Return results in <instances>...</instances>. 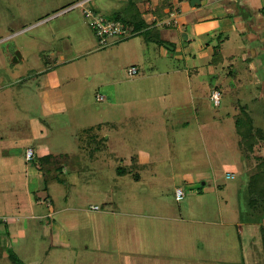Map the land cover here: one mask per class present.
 <instances>
[{
  "label": "rangeland",
  "instance_id": "obj_1",
  "mask_svg": "<svg viewBox=\"0 0 264 264\" xmlns=\"http://www.w3.org/2000/svg\"><path fill=\"white\" fill-rule=\"evenodd\" d=\"M82 1L0 0V215L21 212L20 223L28 228L23 245L7 252L12 263L1 264L36 263L50 245L33 227L46 228L50 219L21 218L31 216L29 195L36 189L55 205L67 194L68 213L53 219L78 248L75 264H243L252 238L239 236L237 227H255L264 213V195L248 190L258 161L248 145L238 144L223 103L215 107L208 100L198 116L191 104L214 85L211 74L223 52L210 48L211 55H196L203 63L197 70V63L184 62V43H171V57H160L167 29L147 21L148 11L139 15L140 0L88 1L86 8L129 30L127 37L102 44L75 7ZM260 59L264 63V55ZM235 61L243 69L249 64ZM130 67L138 71L132 77ZM45 72L56 74L61 94L52 97L54 87L43 89ZM252 81L247 77L244 84L256 98L259 85L249 86ZM49 98H62L64 110L54 113ZM33 118L48 130L41 143L45 156L26 135ZM210 125L222 126L226 135L208 137ZM262 134L260 129L257 136ZM248 137L252 151L254 133ZM27 148L33 162L25 160ZM33 167L40 180L28 176ZM176 188L183 192L179 202ZM94 205L100 211H90ZM7 222L12 228L16 221ZM94 224L104 225L100 234ZM250 251L264 264V250L259 256Z\"/></svg>",
  "mask_w": 264,
  "mask_h": 264
},
{
  "label": "crops",
  "instance_id": "obj_2",
  "mask_svg": "<svg viewBox=\"0 0 264 264\" xmlns=\"http://www.w3.org/2000/svg\"><path fill=\"white\" fill-rule=\"evenodd\" d=\"M161 1L162 0H140L136 8L139 11V15L141 13V17L142 14L146 15L143 11H148L149 13H147V15H150V17H147V21L155 22V25H162V29H167L166 36H163L164 43L159 44L158 53L160 57H171L170 53L167 52L168 50L172 51L175 49L171 43H174V45L176 43H184V62L187 63L192 61L194 65L197 63L194 68L197 70L203 63L199 62L200 58H196V55H211L209 51L210 48H216L218 52H223L221 60L214 65L220 70L214 68L215 72L211 74V78L215 79L214 85L211 84L209 87L211 91L209 90L205 94L201 92L203 95L195 98L196 102H191L194 107V109L192 107V110L197 116L198 113L204 115L203 113H205L207 108V101H213V98H211L212 96H218L219 102L215 104L213 101V106L219 107L223 103L224 107H227L225 112L227 120H232L233 122H235L236 119H244V122H250V120L251 122L254 121L251 127V133H254L253 142L251 141L253 148L252 151L251 148H248V151L255 155L258 164L261 159L264 160V134L259 137L257 136L260 129L264 131V63L260 59V57L264 55V0H202L200 5L196 7H191L189 0H179V2H177V0H168V6L163 11L164 15L158 17L154 12H156ZM135 18H137V16ZM156 33L157 32H155V36H157ZM214 43L220 44L218 46H213ZM191 48L194 54L193 57H191ZM237 57L242 58L243 65L249 62L247 67L244 65L245 68L243 69L242 66L236 64L235 60ZM172 58L178 60L180 57L176 55L175 58L174 56H172ZM212 62L213 61H210L208 64H212ZM222 65L223 67H220ZM217 71H219L218 74ZM137 73L138 71L136 69V74ZM40 75L42 78L41 86H43L44 90L54 87V91H51L52 97L53 94H61L56 90V87H59V79L55 73L50 72L46 74L45 72ZM247 77L251 81L252 78L256 80V82L252 81L248 84L249 86L257 87V85H259V94L256 98L252 95L251 90L246 89L248 86L244 84V79ZM229 81H231V83ZM208 92H210V97L206 98ZM217 92H219L220 95H218ZM225 94H229L233 98H221V96ZM99 99L100 98H97V100ZM47 102L48 105L52 106V111L54 113L63 111L65 108L62 98H49ZM184 105L188 106L189 103H184ZM248 105H252L250 109H247ZM239 106H241L244 112V118L235 115L236 111L238 112L237 108H239ZM228 112L230 113L228 114ZM203 118L202 120L205 121V117ZM213 118L212 116L209 120L214 121ZM89 130L92 129L90 128ZM27 131L26 135H28L33 142L38 143L37 151L41 154L44 152L43 156H45L47 151L42 145L47 141L49 134L44 126V122L41 120L39 122L37 118L31 119ZM245 131L248 132L247 129ZM235 133L239 136L237 131H235ZM225 135L226 132L222 126L219 130L213 125H210L208 128V137L223 138ZM240 141L239 136L237 141L238 144ZM27 150L30 149L27 148L26 151ZM28 176L33 179L36 177L40 180L41 171L33 167L32 171H29ZM51 181L55 180L51 179ZM65 185L67 186V183ZM44 190H46V188H44ZM37 191L36 189L35 194L37 195L34 194L33 197L29 195V214H31V216L21 215V218L33 220H40L43 218L50 219L49 225H47L46 228L42 226L38 227L37 225L33 226L37 232L39 231L44 238H47L46 240L50 245H48L46 251L40 254L36 263L29 260L26 264H75L78 248L71 244L72 237L68 235V231L65 229L66 227L60 224V221H55L53 219L55 216L58 218V215H66V213H68L67 194L64 195V199H60L61 201L63 200L62 205H55L49 195L46 194V199H42L39 197V193H36ZM94 206L90 207V211H100L98 206V210H93L92 207ZM109 208H111V206ZM16 212L19 214V211H15V213ZM108 213L114 214L112 210ZM19 215L14 216L12 214L10 217L0 215L6 217L9 221L10 219L16 221L12 228L7 226L8 222L0 224V227L6 225L5 229L4 227L0 228V250H2L0 264L1 261L12 263L11 260L7 259V252L18 250L21 245H23L21 241L27 237L26 233L28 228L20 223ZM252 226L253 225L250 226L248 224L246 231L237 227L239 236L240 234L244 235L246 232L247 239L250 237L252 238V240H248L246 247L247 260H242L243 264H250L249 261L257 262V264L259 263L250 257V253H253V251L249 252V250L250 248L251 250L252 248L257 249V256H259V252L263 250L262 235H264V213L261 222L255 225V227ZM102 228H104V225L94 224L93 226V230H97L98 234H100ZM257 230L261 233V236L255 237L252 234ZM38 237H40V235ZM82 245L86 250L88 249L87 245ZM150 249L151 248H149V250ZM5 256L6 258L3 259Z\"/></svg>",
  "mask_w": 264,
  "mask_h": 264
},
{
  "label": "built area",
  "instance_id": "obj_3",
  "mask_svg": "<svg viewBox=\"0 0 264 264\" xmlns=\"http://www.w3.org/2000/svg\"><path fill=\"white\" fill-rule=\"evenodd\" d=\"M87 2L88 0L80 2L75 7L82 9V15L88 21L89 28L93 31L100 43L106 45L110 39L114 40L115 38L128 36L129 30L123 23L115 20L105 19L102 15L86 8L85 5ZM128 74L129 76H134L136 74V69L130 68L128 70ZM212 98L215 104L219 102L217 96H212ZM24 157L26 162H32L35 159L34 153L31 150H27ZM174 195L175 201L177 202L183 199V192L180 189H176ZM92 209L98 210V207L95 206ZM7 220V218L0 216V224L6 223Z\"/></svg>",
  "mask_w": 264,
  "mask_h": 264
},
{
  "label": "trees",
  "instance_id": "obj_4",
  "mask_svg": "<svg viewBox=\"0 0 264 264\" xmlns=\"http://www.w3.org/2000/svg\"><path fill=\"white\" fill-rule=\"evenodd\" d=\"M167 6H168V0H162L159 3V5H158V7L156 9V12H154V14L158 15V17H160V15L163 16L164 15L163 11L165 10V8ZM115 21H117V19H115ZM140 23H141L140 25L143 24V22H140ZM123 38H125V37H123ZM247 123H248L247 121L244 122L241 119H236L235 120V127H236L238 135L241 138V142L240 143H241L242 146L248 145V146H246V148L248 149V148H251L250 144H247V141L249 139L248 134H249V132L252 131L251 130L252 128H251L250 125H247ZM246 129L248 130V134L245 133ZM47 157L48 158H46V159H49V156H47ZM256 171L257 172L254 174L252 179H250V182H249V185H248V190L250 191L251 195L256 194V196L257 195L261 196V195H264V160L261 159L260 162L257 164ZM262 242H263V250H264V235H262Z\"/></svg>",
  "mask_w": 264,
  "mask_h": 264
},
{
  "label": "water",
  "instance_id": "obj_5",
  "mask_svg": "<svg viewBox=\"0 0 264 264\" xmlns=\"http://www.w3.org/2000/svg\"><path fill=\"white\" fill-rule=\"evenodd\" d=\"M180 1H185V0H180ZM202 0H189L190 6L191 7H196L199 6ZM17 57H20V55L17 53V56L14 58V63H17Z\"/></svg>",
  "mask_w": 264,
  "mask_h": 264
}]
</instances>
